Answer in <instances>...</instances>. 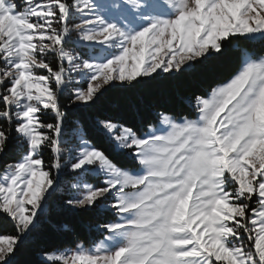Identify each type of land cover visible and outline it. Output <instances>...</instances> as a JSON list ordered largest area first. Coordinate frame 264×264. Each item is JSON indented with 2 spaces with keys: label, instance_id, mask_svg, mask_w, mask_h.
I'll return each instance as SVG.
<instances>
[{
  "label": "snow or ice",
  "instance_id": "obj_1",
  "mask_svg": "<svg viewBox=\"0 0 264 264\" xmlns=\"http://www.w3.org/2000/svg\"><path fill=\"white\" fill-rule=\"evenodd\" d=\"M65 176L99 242L39 264H264V0H0V264Z\"/></svg>",
  "mask_w": 264,
  "mask_h": 264
},
{
  "label": "trees",
  "instance_id": "obj_2",
  "mask_svg": "<svg viewBox=\"0 0 264 264\" xmlns=\"http://www.w3.org/2000/svg\"><path fill=\"white\" fill-rule=\"evenodd\" d=\"M152 103L155 104L156 100L153 99ZM114 110L113 104L108 101L91 108L81 107L75 109L69 113L66 121V131L71 133L79 123L88 133V138L91 142L100 146L103 140L102 137L92 130L93 121ZM66 178H69V180L65 181ZM74 179L71 176L64 177L60 191L54 194L49 208L40 217L37 228L21 248V264H39L41 260L39 256L43 252L72 248L81 242L87 245L100 238L98 233L94 230H89L85 225L95 226L97 223L103 222L102 216L96 213L75 216L58 207L59 202L66 199L67 195L70 194L69 185Z\"/></svg>",
  "mask_w": 264,
  "mask_h": 264
},
{
  "label": "rangeland",
  "instance_id": "obj_3",
  "mask_svg": "<svg viewBox=\"0 0 264 264\" xmlns=\"http://www.w3.org/2000/svg\"><path fill=\"white\" fill-rule=\"evenodd\" d=\"M70 140H71V137H70ZM89 179H91V177L89 178ZM67 180H69V178H66V180L65 181H67ZM68 182H70V181H68ZM72 183V182H71ZM96 243H98L99 242V239H97L96 241H95ZM94 243V242H93ZM93 243H90V244H87V245H84L85 247H90V246H92L93 245ZM78 244V243H77ZM76 244V245H77ZM75 245V246H76ZM74 246V247H75ZM74 247H72V248H74ZM72 248H67V249H63V250H60V251H64V250H68V249H72ZM39 259H42V254H40V256H39Z\"/></svg>",
  "mask_w": 264,
  "mask_h": 264
}]
</instances>
